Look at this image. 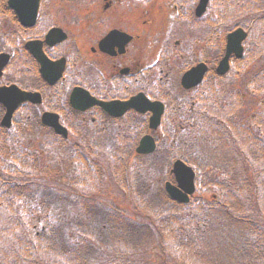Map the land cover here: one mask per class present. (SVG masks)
<instances>
[{"label": "trees", "instance_id": "16d2710c", "mask_svg": "<svg viewBox=\"0 0 264 264\" xmlns=\"http://www.w3.org/2000/svg\"><path fill=\"white\" fill-rule=\"evenodd\" d=\"M263 1L233 0L228 7L217 9L219 17L229 19L228 27L244 26L250 32L252 49L259 43L257 55L250 57L251 63L260 66L248 85V98L256 100L248 99L251 109L242 110L245 105L240 103V95L234 96L229 106L225 85L221 86L224 79L218 78L216 115L201 111L198 120L194 110L189 111L183 130L178 119L169 118V136H162L154 153L135 156L130 139H137L139 134L128 137L129 123L122 127L120 145L103 152L116 160L105 170L114 184L113 193L119 191L122 196L118 209H106L101 201L83 197L90 193L93 183L85 181L90 174L85 171L88 163L82 159L70 171L75 182L63 190L38 184L41 157L35 149L24 150L25 155L13 150L15 164L8 174L12 179H3L0 173L3 200L13 203L14 208L20 203L26 220L36 203V207L51 209L59 217L33 231V226L40 225L36 216L38 222L25 227L24 240L17 237L20 224L10 223L8 240L15 239L18 247L10 245L8 262L0 263L141 264L143 260V264H264V108L256 109L257 105L264 106L257 97L264 99ZM245 61H236L235 67L244 68ZM241 112H248V127H241L247 119ZM29 121L39 129L37 114ZM234 123L237 129L232 127ZM196 125L201 130L199 135ZM11 139L3 145L10 151L16 144ZM77 148L69 146L66 151H80L81 156L83 148ZM132 155L134 164L129 163ZM174 159L183 160L196 171V193L188 204L170 200L149 180L154 175L168 176ZM142 160L145 168L140 171L138 162ZM13 172L20 178L15 179ZM106 184L100 181L97 187L106 188ZM67 207L76 210L73 217L64 210ZM60 211L66 213L61 215ZM16 219L22 221L23 216ZM147 244L150 251L138 261L137 251Z\"/></svg>", "mask_w": 264, "mask_h": 264}, {"label": "flooded vegetation", "instance_id": "af4514ba", "mask_svg": "<svg viewBox=\"0 0 264 264\" xmlns=\"http://www.w3.org/2000/svg\"><path fill=\"white\" fill-rule=\"evenodd\" d=\"M218 1L226 0H207L206 11L197 16L200 0H40L30 22L33 0L19 3L21 19L6 0L0 54L8 55V62L0 71V87L39 94L41 104L34 107L40 116L57 115L88 151L116 148L128 123L131 135L147 134L150 114L131 110L118 116L98 106L79 111L69 103L73 91L81 90L76 99L81 96L85 106L92 98L111 104L141 95L166 110L171 102L183 105L189 94L205 99L216 85ZM200 63L206 65L203 83L183 90L182 75Z\"/></svg>", "mask_w": 264, "mask_h": 264}, {"label": "water", "instance_id": "95a60500", "mask_svg": "<svg viewBox=\"0 0 264 264\" xmlns=\"http://www.w3.org/2000/svg\"><path fill=\"white\" fill-rule=\"evenodd\" d=\"M21 0H10L9 5L12 6L14 9L18 10V5ZM32 1V0H30ZM33 8H35L36 0H33ZM205 3L203 2L200 6V11L203 10ZM35 11L32 13V17L35 16ZM245 33L238 29L232 33H230L227 36V44H226V52L223 59L220 61L217 72L219 74H223L228 69V58L231 54L236 55L237 57L241 56V41L245 38ZM4 58V57H3ZM3 58L0 56V68L3 61ZM203 70L201 67H197L195 69H192L190 72H188L185 77L182 80V83L184 87L188 88L196 84V81L200 79L202 75ZM38 97L35 95H30L27 93L20 92L16 90L15 88H2L0 89V103L7 109V112L5 116L3 117V120L1 121V125L5 127H9L11 115L15 107L23 101H35ZM140 101V98H134L126 103H115V104H105L101 103L99 101L92 100L89 106L91 105H98L101 108H103L105 111L112 113V111H115L118 113L117 115H121L128 109L135 108L139 110L138 102ZM70 104L76 108L84 109L81 102L75 101L71 97ZM148 110H151L153 112V117L151 118V124L152 127L155 128L158 124L159 117L161 114V105L157 103L153 104H144ZM145 110H142V112ZM42 123L44 125L52 127L57 133L65 135L64 130L62 127L58 125L56 117H53L50 114H45L42 117ZM154 143L153 140L150 137H144L141 142L140 146L137 148L138 153H149L153 150ZM171 173L174 175L176 186H173L170 183L165 184V190L169 197L173 200H176L181 203L188 202V195L192 194L194 191V172L192 169L188 166H186L181 161H176L173 164V168Z\"/></svg>", "mask_w": 264, "mask_h": 264}, {"label": "rangeland", "instance_id": "374dc122", "mask_svg": "<svg viewBox=\"0 0 264 264\" xmlns=\"http://www.w3.org/2000/svg\"><path fill=\"white\" fill-rule=\"evenodd\" d=\"M217 53V58H219V52ZM259 65L257 63H252L248 65V75L252 76L256 70L258 69ZM246 71L241 72V76L239 77V79H237L236 81H238V83L240 82L241 77H243V74H245ZM228 80V79H227ZM229 82H232L230 80H228ZM262 97L259 98V100ZM251 98H249L250 100ZM248 100V101H249ZM255 100L254 98L251 99L250 101ZM247 101V102H248ZM256 101V100H255ZM249 104V103H248ZM248 108L251 109V107H246V111L248 110ZM262 108V106L260 107V105L256 106V109H260ZM253 110L255 108H252ZM249 112V111H248ZM247 112V114H248ZM24 114V113H22ZM25 117H17L16 118V124H15V128H14V132H19L21 131L20 134H22V141L21 144L25 143V148H22V150H18V153L23 152L24 150H27L28 152L30 151L29 149L33 148V141L32 140H39L37 136L38 135L40 137V139H42V137H44V131L43 129H41V127L39 129H35L32 125L31 122L29 121V119L25 120ZM23 123V125H22ZM25 139V141H24ZM31 140V141H28ZM74 141H76L75 138H73ZM72 140V141H73ZM24 141V142H23ZM29 142V143H28ZM28 144V146H27ZM61 147V148H59ZM63 147L57 146L55 148H53V152L52 151H45L42 150L41 148H35L37 155H39L41 157V164H40V170L37 172L36 174V179L39 185H41L43 187V185H53L54 187H59L63 190L69 189L68 184H72L71 182V170H72V165L70 164L71 159L69 158V153L65 152L63 149ZM34 150V149H31ZM7 155V154H5ZM23 155H25V151L23 153ZM87 154H85L86 156ZM8 157V156H6ZM8 161V158H7ZM92 161V159H91ZM99 161V160H98ZM134 159L130 160V164H133ZM99 164V163H98ZM100 166L103 165H98L97 168L94 169L93 173H101L102 169L100 168ZM3 168V165H0V169ZM100 168V169H99ZM155 185L156 188H158L159 186V181L160 179L158 177H155ZM163 177H161L162 179ZM152 180V179H150ZM106 188L101 187V189L98 190H93L90 192V197L91 199H96L101 201L102 204L105 205L106 209H110V208H117V206H119V203L121 201L122 196L119 194V191H116L113 193V183L112 180L108 179L106 180ZM206 194V193H205ZM197 195H200V193H198ZM124 197V196H123ZM118 209V208H117ZM61 215H64L66 212H61ZM69 213V214H68ZM67 214L69 215V217H73L74 216V211L71 212L69 210ZM36 216L40 217V225L38 224L39 228L42 226V224L45 221H51V220H56L59 215L55 212H53L51 209L50 210H43L42 207H36L35 209V218ZM37 220V219H36ZM150 244H147L145 247H141L138 251L137 254L138 256V261L143 258V255H147V253L150 251L149 249ZM141 263V262H140ZM143 264V260L142 263Z\"/></svg>", "mask_w": 264, "mask_h": 264}]
</instances>
